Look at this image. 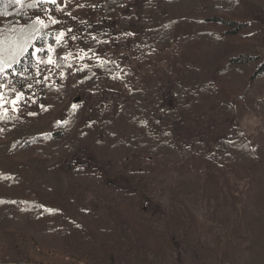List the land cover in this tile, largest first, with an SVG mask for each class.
Masks as SVG:
<instances>
[{"label":"rangeland","instance_id":"rangeland-1","mask_svg":"<svg viewBox=\"0 0 264 264\" xmlns=\"http://www.w3.org/2000/svg\"><path fill=\"white\" fill-rule=\"evenodd\" d=\"M104 2L42 0L31 15L50 23L35 45L43 51L34 57L32 48L19 69L0 73L1 114L46 132L72 105L79 119L70 136L91 122L104 130L93 132L90 147L73 149V170L42 146L0 147L3 169L15 163L39 174L31 181L24 171L31 195L17 200L24 194L12 188L10 205L0 206V261L264 264V161L228 162L216 140H203L213 129L220 139L242 133L264 156V73H256L264 63V0H118L113 12ZM160 22H171L170 30ZM78 66L94 84L80 86ZM16 92L23 96L13 105ZM127 112L146 126L136 134L146 145L130 152L117 145L134 133ZM10 138L0 126V142ZM155 142L175 150L151 154L146 147ZM31 198L51 215L31 217Z\"/></svg>","mask_w":264,"mask_h":264},{"label":"trees","instance_id":"trees-1","mask_svg":"<svg viewBox=\"0 0 264 264\" xmlns=\"http://www.w3.org/2000/svg\"><path fill=\"white\" fill-rule=\"evenodd\" d=\"M118 0H109V2H104L103 5H105V9L107 11L113 12L114 7L113 5L116 4ZM35 3V7H29V4ZM42 3V0H24V3L22 4H14V3H6L5 0H0V12H5L7 15H0V20L2 21L0 23V34L11 36L14 34L16 30H19L23 28L25 31H31L33 27L39 29V32L37 35L39 36L40 33H42L44 30L48 29L50 27V23H46V27L41 26L40 24H35V20L33 17L34 12H36L38 9H40V5ZM172 4V3H171ZM149 6H146V9ZM222 19L218 20L221 23H230L231 21H226ZM164 22V21H163ZM163 22H160L161 27L165 26V31L170 30L171 28V22H166L163 24ZM128 23V22H127ZM125 23V24H127ZM233 23V22H231ZM42 37V36H41ZM215 39V36L212 38ZM169 41V39L163 38L161 40V44H165ZM34 45L40 44V41L38 39H35L33 41ZM158 43V42H157ZM32 49V47H29L27 53L19 57L20 62L15 64L13 67L19 69V65L22 63L21 61L26 58V55L28 52ZM243 57V56H242ZM235 58L233 61L234 63H240L244 60V57ZM242 63V62H241ZM104 69L111 71L113 66L111 63H106L103 65ZM88 68L78 66L75 68L74 75L75 77L79 78V84L80 86L86 87L89 84H94L95 80L92 78L93 75L91 73H88ZM264 73V63L261 62L258 67L256 68V73ZM5 78L1 79L0 81H4ZM6 80V79H5ZM45 88L49 89V91H53L52 84H45ZM55 92V91H54ZM67 113V115H65ZM66 116V120H53L50 122V126L48 129H46V132H41L42 130H39L40 127H36L30 124H27L25 121H18V118L11 117L10 115H3L0 112V126H2L5 129H8L13 134V138H10L11 140L0 142V147L6 151L7 153H11L12 151H26L31 146L38 145L42 146L41 151L44 152L45 149H48L46 153L47 155L51 157H57V165H64V167L67 170H73L74 164L72 160V155L74 154L73 149H78L80 147L89 146L90 147V137L93 135V132L98 131H104L103 128L100 126V124H97L95 122H91L88 124L85 129L83 130H75V132L71 135L74 125L76 122H78L79 119V111L78 107H73L72 105H67L64 108V112L62 113ZM126 122L129 124L128 128L133 129V137L130 135L128 137L127 142L121 140V142H118V147L122 149H126L129 152L133 151L135 149H141L143 148L145 143H142L143 140L139 138L137 134V131L140 129H145V123L142 118V116H139V113L134 114L131 119L129 118L128 112L125 114ZM235 133V131H234ZM70 136V138H68ZM220 136V130L213 129L212 133L206 134L203 136V140L205 141H212L216 140L217 146L216 151H218L220 154H222L223 158L226 161L234 162L237 160V158L244 157V156H251V158H256L257 160L263 162L264 156H261L259 153V147L255 146L253 144H250L249 141H246L244 134L242 133H235V135L229 134L226 138L220 139L218 138ZM72 141H68L71 140ZM66 143H69V145H66ZM166 144V143H165ZM162 142L161 143H154V144H147L148 146L147 151H149L151 154L156 153H162L167 152L166 150H175L174 146L165 145ZM41 151H35L38 153H42ZM102 152H107V150H102ZM60 153H63L61 155ZM111 154V152H109ZM121 154H115L116 156ZM125 155L123 154L121 156V160L123 159ZM63 157V159H62ZM65 161L63 162V160ZM14 169H3L0 162V190H5L3 194L0 195V206L7 207V205H10V201L12 197L7 194L9 190L12 188L17 189L20 194H24V196H16L17 200L21 198H28L32 193L30 192V189L33 188L31 182H28L25 180L24 171H27V175H33L31 176V181H34L36 179V175L38 174V171L34 170L31 167L26 168L27 166L24 165H16L13 163ZM42 167V165H40ZM35 175V176H34ZM43 179V178H42ZM41 179V180H42ZM29 185V188L28 186ZM51 186L54 188H57L60 190L61 185L59 183V180H54L53 183L51 182ZM17 187V188H16ZM6 193V194H5ZM28 194V195H27ZM30 204L27 201L26 204H28L27 210L30 212L31 217H34L35 219H39V217H42L44 215L49 216L52 212H49L45 206L41 204L36 198H31ZM25 210L22 209L19 212V216L21 214H24ZM80 239V238H79ZM0 264H37V263H23L20 261L15 262H5L0 261Z\"/></svg>","mask_w":264,"mask_h":264},{"label":"snow or ice","instance_id":"snow-or-ice-1","mask_svg":"<svg viewBox=\"0 0 264 264\" xmlns=\"http://www.w3.org/2000/svg\"><path fill=\"white\" fill-rule=\"evenodd\" d=\"M6 3H14V4H22L24 3V0H5ZM53 3H55V0H52ZM36 4L32 3L29 4V7H35ZM0 15H7L5 12H0ZM52 23H58L56 20H52ZM35 24H40L43 27H46L47 25L45 22L39 17H36V20L34 22ZM39 32V29L33 27L31 31H25L23 28L16 30L13 35L7 36L0 34V73H4L6 68H12L15 64L19 63V57L24 56L29 47L34 48V51H32V56H37V53L43 51L42 48L35 47L33 41L35 39H38L37 33ZM64 33L61 32L60 36H63ZM49 52L52 51L51 47L48 49ZM45 62V61H41ZM46 63H53L51 57L49 56V59L46 61ZM4 87L3 85H0V88ZM31 87V85H29ZM23 96V93L16 92V99L12 100L11 103L15 105ZM5 98L3 93H0V107H3V104L5 103ZM75 107V106H73ZM6 111V109H5ZM2 118V117H0Z\"/></svg>","mask_w":264,"mask_h":264}]
</instances>
